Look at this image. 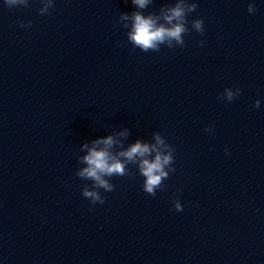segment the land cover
<instances>
[{"label": "clouds", "instance_id": "obj_1", "mask_svg": "<svg viewBox=\"0 0 264 264\" xmlns=\"http://www.w3.org/2000/svg\"><path fill=\"white\" fill-rule=\"evenodd\" d=\"M38 2L41 5L37 9L38 15L51 16L56 11L55 0ZM153 2L154 0H131L135 10L131 13L121 12L118 17L117 23L127 30L126 40L133 48H138L144 53L159 52L161 46L168 49L183 48L186 47L184 39L186 35L192 31L204 34L202 17L192 19L189 27V16L198 8L196 0H173L162 4L156 12L145 14V10ZM3 6L9 10L28 8L31 6V0H3ZM247 11L249 14L257 11L255 0L248 3ZM32 23L31 20H27L20 22L18 26L29 28ZM203 45L204 41H200L199 46ZM119 46L123 47V42H120ZM239 95L240 88L227 87L218 99L230 103ZM260 103L257 99L253 106L259 108ZM205 131L211 134L214 129L209 126ZM128 136L129 131L125 128L80 146V152L85 154L76 157L77 163L82 166L77 168L75 175L82 180L90 181L82 187L81 195L93 208L106 202L105 193L115 190L113 177L134 178L139 175L143 177L142 191L154 197L158 190L167 187L164 181L170 174L176 172L174 167L176 149L166 137L154 132L151 142L137 139L134 143L125 145ZM225 152L227 153V149ZM173 205L177 212L183 211L178 196L173 199Z\"/></svg>", "mask_w": 264, "mask_h": 264}]
</instances>
